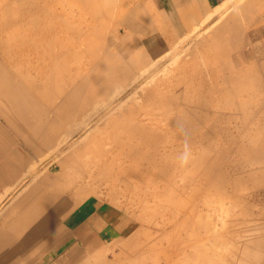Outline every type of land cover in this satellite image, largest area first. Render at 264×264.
I'll return each mask as SVG.
<instances>
[{
	"label": "rangeland",
	"instance_id": "1",
	"mask_svg": "<svg viewBox=\"0 0 264 264\" xmlns=\"http://www.w3.org/2000/svg\"><path fill=\"white\" fill-rule=\"evenodd\" d=\"M247 4L264 29V0H233L150 57L127 39L161 22L144 0H0V264L39 260L60 200L74 234L97 208L134 227L78 264H264V64L224 48Z\"/></svg>",
	"mask_w": 264,
	"mask_h": 264
},
{
	"label": "crops",
	"instance_id": "2",
	"mask_svg": "<svg viewBox=\"0 0 264 264\" xmlns=\"http://www.w3.org/2000/svg\"><path fill=\"white\" fill-rule=\"evenodd\" d=\"M147 2V6L151 12H154L161 18L160 23H156L145 14V20L143 22H135L137 25H142L143 28L139 31L132 32L128 40H135L134 44L139 43L140 49L145 48L150 53V57L153 54H158L164 49H170L171 43L174 41L175 34H185L190 32L196 25L207 18L216 17L218 12L221 13L226 7L229 9V5L233 0H144ZM221 9V10H220ZM218 11V12H217ZM217 12V13H216ZM147 13V9H146ZM225 11L223 12V14ZM217 14V15H215ZM221 14V16H223ZM230 11L227 15L229 21L224 23L223 29L225 32V45L224 48L229 50L230 64L232 65H261L264 64V29L259 30L261 23L260 16L254 13L250 14V6L242 5L240 14ZM153 15V14H152ZM240 20V27L233 25V19ZM251 18V19H250ZM130 25V24H129ZM222 29V30H223ZM230 30V32H229ZM175 33V34H173ZM121 42V39L118 38ZM136 47V46H135ZM154 52H150V51ZM51 205L48 207V211H43L36 219L31 223L34 227L39 229L34 231L33 241L37 240L39 246L34 247V253L32 258L38 257L39 260H33V264H60L67 260L65 264H78L81 260H90L98 256H93L92 250H90V241L99 242L104 241L106 246L103 247H117L119 243L125 239H129L133 234L130 232L134 227H131V220L125 218L116 217L115 214L112 218L107 217L106 214L100 212V209H96L97 218L94 216H88L81 218L80 225H85L81 235L74 234L71 227V220H73V207L70 212L64 218L58 219L54 216V208ZM52 208V209H51ZM63 220V222H62ZM59 222V223H58ZM30 224V223H29ZM64 225L65 230H68V234L61 240L58 248H62L68 244L70 247L61 256H56L53 261V255H55L56 248L51 247V242L55 241V233L57 225ZM43 226V229H42ZM47 227V228H45ZM34 230V229H33ZM45 231V242L48 244L44 249V253H41V240L40 232ZM3 229H0V242L6 241V235ZM96 237H92V236ZM4 236V237H3ZM75 236V237H74ZM92 237V238H91ZM3 243L1 244L3 246ZM0 247L2 248V246ZM37 250V254H35ZM102 253V252H101ZM40 258H44L41 260Z\"/></svg>",
	"mask_w": 264,
	"mask_h": 264
},
{
	"label": "bare ground",
	"instance_id": "3",
	"mask_svg": "<svg viewBox=\"0 0 264 264\" xmlns=\"http://www.w3.org/2000/svg\"><path fill=\"white\" fill-rule=\"evenodd\" d=\"M114 1H115V0H114ZM36 2H38V0H36ZM111 4H112V3H111ZM113 6H114V5H113ZM220 10H221V9H220ZM217 12H218V11H217ZM217 12H216V13H217ZM218 15H219V12H218ZM218 15H217V16H218ZM220 16H221V15H220ZM218 18H219V17H218ZM206 20H207V19H206ZM213 21H214V20H213ZM213 23H214V22H213ZM192 30H193V29H192ZM194 32H195V31H194ZM194 32H193V33H194ZM197 36H198V35H197ZM147 70H148V69H147ZM151 70H152V69H151ZM145 71H146V70H145ZM145 71L141 73V75H140L141 77H143V75L145 74ZM148 72H149V71H148ZM148 72H147V73H148ZM150 75H151V74H150ZM144 76H145V75H144ZM147 78H148V77H147ZM149 78H150V77H149ZM149 78H148V79H149ZM151 78H152V77H151ZM131 93H132V92H131ZM108 95H109V94H108ZM111 100L113 101V99H111ZM115 102H116V101H115ZM122 102H123V101H122ZM111 103H112V102H111ZM113 103H114V102H113ZM120 103H121V102H120ZM110 105H111V104H110ZM105 106H106V105H105ZM120 106H121V104H119V107H120ZM108 107H110V106H108ZM97 110H98V108H96L95 111H97ZM113 110H114V109H113ZM96 113H97V112H96ZM100 113H101V112H99L98 114L101 115L102 113H101V114H100ZM96 115H97V114H96ZM99 117H100V116H99ZM92 118H93V117H92ZM73 121H74V120H73ZM87 122H88V121H87ZM87 122H84V123H87ZM83 125H84V124H83ZM68 133H69V132H68ZM68 138H69V137H68ZM67 140H68V139H67ZM67 140H66V141L64 140V141L67 142ZM80 140H81V139H80ZM63 143H64V142H63ZM76 143H77V142H76ZM58 144H60V143H58ZM58 144H57V145H58ZM64 144H65V143H64ZM57 145H56V147H57ZM43 146H44V145H43ZM59 147H60V145H59ZM68 148H69V147H68ZM56 150H57V149H55V151H56ZM63 152H64V151H63ZM33 178H34V177H33ZM72 197H74V196H72ZM55 199H56V197L53 198L52 202H54ZM74 199H75V200H78V199H80V197H79V196H75ZM49 203H50V202H49ZM58 204H59V205H58ZM62 204H63V203H62L61 200H60L56 205H57V206H61ZM56 205H55V208H54V215H55V213L58 211ZM37 208H38V207H37ZM39 209H40V207H39ZM42 210H43V209H42ZM40 211H41V209H40ZM38 214H39V213H38ZM40 214H41V213H40ZM55 216L57 217L58 215H55ZM210 225H211V224H210ZM203 228H204V227H203ZM211 228H212V227H211ZM211 228H210V229H211ZM210 236H211V235H210ZM211 237H212V236H211ZM201 238H202V237H201ZM187 246H188V245H187ZM137 254H138V253H137ZM140 254H141V253H140ZM142 254H143V253H142ZM142 261H143V260H142ZM199 263H200V262H199Z\"/></svg>",
	"mask_w": 264,
	"mask_h": 264
},
{
	"label": "clouds",
	"instance_id": "4",
	"mask_svg": "<svg viewBox=\"0 0 264 264\" xmlns=\"http://www.w3.org/2000/svg\"><path fill=\"white\" fill-rule=\"evenodd\" d=\"M183 159L185 162H187V155H185V157Z\"/></svg>",
	"mask_w": 264,
	"mask_h": 264
}]
</instances>
